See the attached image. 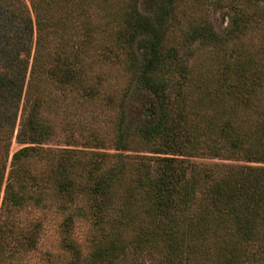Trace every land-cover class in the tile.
<instances>
[{
	"label": "trees",
	"instance_id": "obj_1",
	"mask_svg": "<svg viewBox=\"0 0 264 264\" xmlns=\"http://www.w3.org/2000/svg\"><path fill=\"white\" fill-rule=\"evenodd\" d=\"M174 1L156 0L154 14L148 16L138 10V0H0V187L18 116L15 140L24 144L12 154L5 179L0 246L9 242L8 237L15 238L8 215L33 194L44 193L48 184L70 195L77 185L74 177L83 172L96 203L106 209L111 205L109 194L119 174L101 172V161L93 155L104 152L81 150L77 155L65 147L56 157L49 154L53 149L41 146L51 131L43 121V109L62 105L71 99L68 96L114 109L108 120L110 133H101L95 114L86 134H78L81 147L162 154L156 192L151 191L149 199L167 216L177 209H172L174 197L185 203L180 195L192 170L187 175L183 163L195 165L190 157L264 163V5L247 0V13L233 16L224 33L206 25H194L186 33V39L202 36L219 49L229 39L235 41L232 52L222 50L214 66H172L177 50L165 43L168 3ZM256 26L261 33L251 35ZM133 43L139 47L138 55L129 54ZM123 51L128 54L129 84L124 90L111 87L106 92L110 74L103 66L106 61L118 63ZM138 87L148 92L142 105L148 104L151 113L140 120L128 119L125 97ZM88 154L82 161L80 157ZM31 157L60 161L45 173L28 166ZM209 164L213 189L207 191L209 196L193 194L190 202L203 206L209 221L223 222L238 201L237 234L253 236V223L264 214V194L248 192L247 182L237 184L243 170L264 172V166ZM210 174L204 179H211ZM261 195L263 204L258 201ZM172 229H178L176 219ZM204 233L188 230L186 237Z\"/></svg>",
	"mask_w": 264,
	"mask_h": 264
},
{
	"label": "rangeland",
	"instance_id": "obj_2",
	"mask_svg": "<svg viewBox=\"0 0 264 264\" xmlns=\"http://www.w3.org/2000/svg\"><path fill=\"white\" fill-rule=\"evenodd\" d=\"M155 1L138 0L137 8L142 14L152 16ZM252 2H256L258 7L264 5V0ZM168 6L165 46H173L177 50L172 66H214L220 60L222 50L232 52L235 41L229 39L219 49L210 39L202 36L186 39V33L194 25H206L218 33H224L231 26L233 16L242 10L247 13V0H175ZM258 33L261 30L256 26L251 35ZM128 50L129 54L135 55L140 51L137 43H133ZM127 55L123 51V59L118 63L105 62L103 70L110 74L105 83L106 92L111 87L124 90L129 84ZM168 74L170 71L163 76ZM147 93L142 87L128 92L125 97L128 119L140 120L150 115L148 104L142 105ZM67 98L71 99L62 101L60 106L43 109V121L50 124L51 131L41 146L53 149L49 154L56 157L60 155L59 150L65 147L76 150L77 155L81 150L104 152L103 155H93L98 162L101 161V172L114 170L119 174L109 194L111 205L106 209V206L96 203L87 175L82 178L83 172V175L74 177L77 185L70 195L62 194L48 184L44 193L33 194L22 208L8 215L15 238L8 237L9 242L0 246V264H264V214L253 223V236L245 238L237 234L235 220L239 210L234 207L238 206V201L234 202L233 213L226 215L223 222L209 221L208 215L202 213L203 206L190 202L192 196L200 197L213 189L209 162L256 167L264 166V163L190 157L195 165L183 163L187 165V175L192 170L191 176H188L191 183L180 195L185 203L174 197L172 209L175 206L177 209L167 216L154 205V199H149L151 191L156 192L155 183L163 167L159 159L162 154L113 147H81L78 134H86L85 129L94 122L95 114L99 117L97 122L101 133H110L108 120L114 115V109L94 102L86 103L72 96ZM19 120L18 116L0 187V207L12 154L24 145L15 140ZM71 140L78 142L76 146L65 145ZM55 149L58 150L55 152ZM80 158L86 162L89 154ZM59 159L31 157L28 166L48 173L55 162L59 164ZM206 173L210 174L211 179H204ZM242 174L237 186L247 182L248 192L259 190L264 194V172L245 169ZM262 199L261 195L258 201L263 204ZM262 209L264 212V206ZM175 219L178 229L173 230ZM188 230L207 233L191 239L186 237ZM4 231L7 233L8 228H4ZM20 235V242L14 240ZM113 247L114 250L111 249ZM105 249L108 250L107 256H103Z\"/></svg>",
	"mask_w": 264,
	"mask_h": 264
}]
</instances>
